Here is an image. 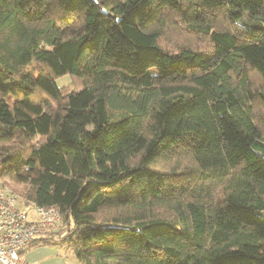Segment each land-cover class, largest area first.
<instances>
[{
  "label": "trees",
  "instance_id": "obj_1",
  "mask_svg": "<svg viewBox=\"0 0 264 264\" xmlns=\"http://www.w3.org/2000/svg\"><path fill=\"white\" fill-rule=\"evenodd\" d=\"M0 185L79 264H264V0H0Z\"/></svg>",
  "mask_w": 264,
  "mask_h": 264
},
{
  "label": "built area",
  "instance_id": "obj_2",
  "mask_svg": "<svg viewBox=\"0 0 264 264\" xmlns=\"http://www.w3.org/2000/svg\"><path fill=\"white\" fill-rule=\"evenodd\" d=\"M18 196L0 185V264H27L22 253L35 244V237L46 226L57 223L55 207L31 206L34 218L19 207Z\"/></svg>",
  "mask_w": 264,
  "mask_h": 264
},
{
  "label": "crops",
  "instance_id": "obj_3",
  "mask_svg": "<svg viewBox=\"0 0 264 264\" xmlns=\"http://www.w3.org/2000/svg\"><path fill=\"white\" fill-rule=\"evenodd\" d=\"M22 258L27 264H79L77 258L64 255L61 248L49 244L31 246L23 251Z\"/></svg>",
  "mask_w": 264,
  "mask_h": 264
},
{
  "label": "rangeland",
  "instance_id": "obj_4",
  "mask_svg": "<svg viewBox=\"0 0 264 264\" xmlns=\"http://www.w3.org/2000/svg\"><path fill=\"white\" fill-rule=\"evenodd\" d=\"M169 35V36H167ZM175 33L169 34L166 33L164 35V37L162 38V45L165 46L166 48H171L172 46V40H175ZM57 83H59L60 85H65L68 89H77L80 86V81L72 76L69 75H65L62 78H58L57 79ZM23 210L27 213V216L30 218H34L35 214L32 212L31 207H26V206H22ZM64 253V255H68L69 257H73L76 258L75 255L73 254V252H71L68 249H61ZM77 260V259H76Z\"/></svg>",
  "mask_w": 264,
  "mask_h": 264
}]
</instances>
